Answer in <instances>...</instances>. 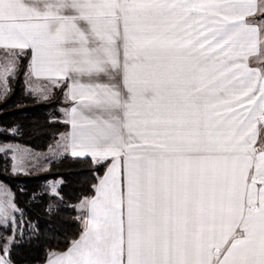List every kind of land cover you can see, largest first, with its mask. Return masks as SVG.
Segmentation results:
<instances>
[{"label": "snow or ice", "instance_id": "1", "mask_svg": "<svg viewBox=\"0 0 264 264\" xmlns=\"http://www.w3.org/2000/svg\"><path fill=\"white\" fill-rule=\"evenodd\" d=\"M258 10L257 0H0V45L30 48L33 75L73 81L71 155L113 159L79 239L48 264H264V75L247 65L261 40L246 17ZM9 209L20 211L0 200V227L15 235L25 221Z\"/></svg>", "mask_w": 264, "mask_h": 264}, {"label": "trees", "instance_id": "2", "mask_svg": "<svg viewBox=\"0 0 264 264\" xmlns=\"http://www.w3.org/2000/svg\"><path fill=\"white\" fill-rule=\"evenodd\" d=\"M27 53L17 56L15 70L7 76L6 87H0V143H15L33 150L51 145L67 124L60 119L58 109L65 83L53 89L48 98L31 94L24 84ZM108 160L93 161L89 157L61 155L49 161L46 169L31 173L11 172V159L0 153V183L4 184L11 201L20 210L11 213L25 226L15 235L12 225L0 227V247L5 238L18 241L9 246L5 259L9 264H41L50 252L65 250L81 231V218L73 205L80 198L90 196ZM58 179L56 193L50 192L48 181ZM11 221V220H9ZM36 227L30 229L27 223ZM22 233V234H21Z\"/></svg>", "mask_w": 264, "mask_h": 264}, {"label": "crops", "instance_id": "3", "mask_svg": "<svg viewBox=\"0 0 264 264\" xmlns=\"http://www.w3.org/2000/svg\"><path fill=\"white\" fill-rule=\"evenodd\" d=\"M257 6L258 8L260 7H264V0H257ZM246 21L253 25L256 26L260 29L259 31V37L261 40V43H259L257 45V51L254 52L253 54H251L248 59H247V65L249 68L258 70L262 75H264V16L261 15L260 11H256L255 15L253 16H248L246 17ZM10 52L11 55H13L15 57V61L17 62V56L19 55H23L24 53H27L28 59H27V65H26V73L24 75V81H26L27 79L34 83H31V87H33V84H39L42 81H54L58 84H60L61 82L65 83V89L63 92V103L64 105L61 107V112H62V121L65 122L67 124V129L60 132L57 136V139L53 142V143H58V147H59V153L56 155L55 158L61 156V155H71V149L68 147L69 145V140H70V136L73 133V125H72V116H71V110L74 107H79L78 103L76 100L69 98L68 92H69V85H71L73 83V81L71 79H67V78H62V77H57L53 74L50 73H46V72H42V73H38L37 75H33L31 72V60H32V51L30 48L28 49H19V48H11V47H5L3 45H0V52ZM120 56H121V60L123 59V49L121 47L120 49ZM8 76V75H7ZM78 79L80 80L81 83L84 84H90V83H106L107 81H101V80H93L91 78H89L88 76H80L78 77ZM122 76L120 78L119 81V85L122 86ZM26 88V87H25ZM31 89H28V91L31 93L30 91ZM33 92V91H32ZM32 94V93H31ZM259 137L261 138L260 141H258L257 146L259 147L262 143H264V125H259ZM52 143V144H53ZM51 144V145H52ZM79 150V149H77ZM82 157H89L91 158L93 161H101L98 158L96 160L93 159V157L88 154L86 156H82ZM54 158V159H55ZM53 160V159H51ZM104 160H108L107 164L104 167V170L102 172V174L98 177L96 183L93 186V192L90 196H85L80 198L76 203H74L73 208L75 211V214L81 218V231L78 234V236L76 237V239H74L69 246L60 252H50V253H54V254H61V253H65L71 246L72 243L79 239L84 226H85V221L88 218V206L86 203H84L86 200H91L92 198L96 197L97 192V186L100 185V182L102 179H104L109 167L112 165L113 163V159L112 157H107ZM49 163V162H48ZM121 185H122V171H123V157H121ZM48 165V164H47ZM46 169V168H45ZM44 170V169H43ZM42 171V170H41ZM39 172V171H38ZM20 173V172H18ZM36 173V172H34ZM26 174V173H25ZM59 183V182H58ZM2 183H0L1 185ZM4 185V184H3ZM58 184H55V189L57 187ZM8 189V188H7ZM9 191V190H8ZM7 190H5V188H3L2 186H0V200H3L5 203H7L9 200H11V194L10 192H8ZM50 192H53V190ZM11 213L12 210L9 209V220H11ZM49 253V254H50ZM47 255L46 260L41 263V264H48V261L50 259V255ZM53 259L55 258V256L52 257Z\"/></svg>", "mask_w": 264, "mask_h": 264}, {"label": "rangeland", "instance_id": "4", "mask_svg": "<svg viewBox=\"0 0 264 264\" xmlns=\"http://www.w3.org/2000/svg\"><path fill=\"white\" fill-rule=\"evenodd\" d=\"M264 43V41H263ZM15 57L11 55L10 52H0V71H3L5 69H10L8 75H10L16 68L17 62L15 61ZM5 83L4 79H0V87H3ZM31 83H34L31 81ZM30 81L27 79L24 81L26 89H31V93L41 99L48 98L51 96L52 91L54 88H56L59 84L54 81H42L39 84H33V87H31ZM63 99V97H62ZM62 107V106H61ZM61 107L58 109L60 119L62 120V110ZM261 138H258V141H260ZM58 143H53L52 145H49L44 150H33L28 147L18 145L15 143H0V153L6 152L8 156L11 159V166L10 171L11 172H20V173H26L31 174L34 172L41 171L47 167V164L51 159H54L56 155L59 153V147ZM59 180H49L48 186L49 189L52 191L53 186L55 187V184H58ZM5 190L8 191L7 187L3 184H1ZM9 192V191H8Z\"/></svg>", "mask_w": 264, "mask_h": 264}]
</instances>
